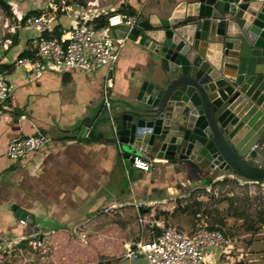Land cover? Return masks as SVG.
<instances>
[{
	"label": "crops",
	"instance_id": "0c3cea01",
	"mask_svg": "<svg viewBox=\"0 0 264 264\" xmlns=\"http://www.w3.org/2000/svg\"><path fill=\"white\" fill-rule=\"evenodd\" d=\"M179 1L0 0V73L5 74L9 86L8 97L0 106V241L19 244L37 236L38 242L47 239L61 248L54 264H95V249L108 257L121 255L118 264H127L124 252L129 240L121 237L122 230L111 225L96 230L90 237L92 247L81 249L80 242L85 239L76 234L77 226L112 215L103 213L106 206L113 207L112 212L135 213L139 222V215L146 218L151 214L154 202L171 200L177 188L181 192L182 186L197 184L201 177L189 165L191 160L176 158L146 173H130L131 163L109 143V136L101 140L79 136L85 119L104 114L101 86L106 68L83 72L46 64L39 75L31 76L15 62L21 53L29 56L36 51V34L21 21L29 13L52 12V26L58 25L62 34L85 13L102 16L125 3L140 11V19L157 12L159 3L174 5ZM18 22L19 26L12 28ZM156 64L137 41L124 40L111 69L113 107L129 91L133 94L136 89L130 90L132 84L148 77L146 69ZM36 130L48 135L49 143L25 158L10 159L6 154L9 141ZM196 163L205 175L212 173L206 165ZM142 207L148 211L140 213ZM15 208L30 213L33 224H22ZM77 236L81 240H76ZM218 258L219 251L213 248L207 264H217Z\"/></svg>",
	"mask_w": 264,
	"mask_h": 264
},
{
	"label": "water",
	"instance_id": "95a60500",
	"mask_svg": "<svg viewBox=\"0 0 264 264\" xmlns=\"http://www.w3.org/2000/svg\"><path fill=\"white\" fill-rule=\"evenodd\" d=\"M112 33L137 41L167 75L148 71L110 115L85 119L79 136H109L130 163L143 152L264 182V1L160 4ZM15 216L33 222L21 208Z\"/></svg>",
	"mask_w": 264,
	"mask_h": 264
},
{
	"label": "built area",
	"instance_id": "2783aa9c",
	"mask_svg": "<svg viewBox=\"0 0 264 264\" xmlns=\"http://www.w3.org/2000/svg\"><path fill=\"white\" fill-rule=\"evenodd\" d=\"M115 10L101 24L96 20L99 14L90 16L85 13L59 37H44L45 33L53 29L55 15L52 12L26 16L21 21L36 34V53L34 57L17 58L16 64L22 66L31 76L39 75L46 64L54 69L65 68L83 72L106 68L101 86V100L104 112L110 115L113 86L111 69L118 60L124 40L127 39L114 36L112 30L118 25L132 28L140 17V11L129 15ZM18 26L19 22L13 24L12 28ZM8 94L6 76L0 73V106L7 99ZM49 141L48 135L36 130L34 134L11 139L6 154L12 160L25 158L31 153L42 150ZM168 162L169 159L166 157L141 152L132 156L131 168L133 171L146 173L155 165ZM219 176L223 177L224 174ZM229 176L242 184H259L264 188V182L247 180L233 174ZM215 180H218V177H215ZM135 206L140 207L141 204L135 203ZM112 210L113 207L106 206L102 211L109 214ZM138 221L145 222L146 218L139 215ZM20 222L26 224L25 220ZM154 224L158 225L157 222ZM260 230L264 234V223L260 225ZM37 237L28 240L27 247H20L18 242L2 240L0 250L9 252L25 263L31 258L32 252L29 247L35 248L36 244H40ZM228 245V239L219 230H209L206 224L197 225L190 233L173 225H167L162 227V232L157 237L146 241L141 238L134 243V247L127 246L124 257L132 263L142 260V264H207V257L213 248L223 252Z\"/></svg>",
	"mask_w": 264,
	"mask_h": 264
},
{
	"label": "rangeland",
	"instance_id": "374dc122",
	"mask_svg": "<svg viewBox=\"0 0 264 264\" xmlns=\"http://www.w3.org/2000/svg\"><path fill=\"white\" fill-rule=\"evenodd\" d=\"M146 70L153 74L154 80L161 81L167 75L158 64L148 66ZM218 173L223 175L221 171ZM215 177L223 179L226 174L224 173L223 177L216 174ZM229 178L234 179L231 176ZM203 181L204 179L201 177L192 188L182 186L184 190L182 189L181 192L177 188L175 193L172 194L171 200L166 199L162 203L154 202L155 204L150 206L153 207L151 214L141 224L137 222L134 216L135 213L133 215L128 211L125 213V210H123L111 212L112 215L97 217L94 222L89 221L78 225L76 234L85 239L84 242H80L81 249H83V246L92 247L90 237L94 235V231L107 225H111L112 229L122 230L124 234L122 235L120 231L121 237H126L129 240L128 246L132 247L139 240L140 235L143 236V239L151 237L149 228L155 223L154 220L158 222L159 227L173 225L190 233L199 224H209L215 219H223L224 226L222 229L226 233L229 245L223 252H219L217 264H264V234L260 228L255 231L251 228L252 226L257 227L258 215L264 212V188L259 184H242L236 180H228L224 184L205 185L203 187ZM189 192L192 193V196L188 195ZM195 199L201 201V209L205 210L208 216H198L192 213ZM160 205H163L164 208L158 209ZM78 236L75 239L81 240ZM29 249L32 252L31 258L25 263L9 252L0 250V264H54L56 253L61 248L49 243L46 239L40 242L39 245L36 244L35 248L29 247ZM95 250L97 251L95 264L119 263L118 260L121 255L108 257L101 254L97 249ZM127 261V264H140L142 262V260L137 263Z\"/></svg>",
	"mask_w": 264,
	"mask_h": 264
},
{
	"label": "trees",
	"instance_id": "16d2710c",
	"mask_svg": "<svg viewBox=\"0 0 264 264\" xmlns=\"http://www.w3.org/2000/svg\"><path fill=\"white\" fill-rule=\"evenodd\" d=\"M115 11H120V12H124V13H126V14H129V15H131V14H134V13H136L137 11L133 8V7H131V6H129V5H127V4H125V3H122V4H120L117 8H116V10ZM112 12H109V13H107V14H105V15H100L99 17H97L96 18V20L98 21V23H103L104 22V20L107 18V16L109 15V14H111ZM28 15H31L30 13L28 14ZM61 35V32L58 30V25H56L49 33H45L44 34V37H59ZM35 53H36V51L35 52H31V53H29V56L27 55V53H21V55L19 56V57H34L35 56ZM189 165L192 167V168H194L195 169V171L199 174V175H201V177L204 179V181H203V187H205V185L207 186V185H210V186H214V185H216V184H224L226 181H228V180H235V179H231V178H229V175L231 174V173H229V172H226V171H221L222 173L221 174H226V177H224L223 179H218V180H215V176H216V174L217 175H220L218 172L219 171H215V170H212V173L211 174H209V175H205L203 172H202V169H201V167H200V165L199 164H197L196 162H194V161H190L189 162ZM213 172H215L214 174H213ZM202 188V187H201ZM188 195L189 196H192V193L191 192H189L188 193ZM201 205H202V203H201V201H197V199H195L194 201H193V209H192V213L194 214V215H198V216H204V217H206V216H208V214L206 213V211L205 210H202L201 209ZM146 211H148V209H144V207H142L141 208V210H140V213L142 212V213H144V212H146ZM257 220H258V225H257V227H251L252 228V230L253 231H255L257 228H260V225L262 224V223H264V212H262V213H260V215H258V218H257ZM32 224H33V222H32ZM32 224H30V225H32ZM206 224V227L209 229V230H219L223 235H224V237H226V233L223 231V229H222V227L224 226V220L223 219H215L214 221H212V222H210L209 224H207V223H205ZM149 231L151 232V237L150 238H144V240L146 241V240H150V239H153V238H155V237H157L158 235H160V233L162 232V227H159L158 225H156V224H153V225H151V227L149 228ZM19 246H22V247H27V242L26 241H24V240H21L20 241V243L18 244ZM133 247H134V244L132 245ZM140 264H142V263H140Z\"/></svg>",
	"mask_w": 264,
	"mask_h": 264
}]
</instances>
